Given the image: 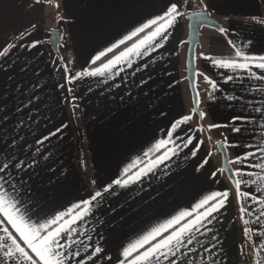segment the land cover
Returning a JSON list of instances; mask_svg holds the SVG:
<instances>
[{
	"label": "crops",
	"instance_id": "0c3cea01",
	"mask_svg": "<svg viewBox=\"0 0 264 264\" xmlns=\"http://www.w3.org/2000/svg\"><path fill=\"white\" fill-rule=\"evenodd\" d=\"M167 3L168 0H40L39 3L0 0V46L16 45L0 58V148L4 142L17 139L16 152L21 158L35 155L41 161L31 179L27 173H21L27 181L23 198L37 211L42 209V215L50 216L102 190L122 174L127 164L142 157L158 140L167 139L175 120L191 116L173 134L175 142L181 145L178 155L138 183L127 188L115 186L111 193L98 198L92 214L79 222L80 230H87L93 237L92 243L98 242L104 248L94 258L95 264H114L122 245L179 211L190 209L209 192L227 190L231 195L226 208L217 214L218 221L209 225L213 232L197 238L210 247L214 243L211 236L216 235L222 246L216 259L222 260V264H244L245 258L239 255L237 247L242 240V222L235 187L222 169L218 144L224 142L231 161H235L238 153L253 150L243 145L264 143V127H261L264 117L253 111V105L264 97L259 92L245 91L264 87V82L245 77L243 88L239 78L225 83L226 75L244 74L220 69L205 57L234 58V50L227 43L229 39L249 53L264 52V25L258 22L264 18V0H203L208 4L210 17L228 29V35L209 28L201 30L196 61L200 109L206 113L203 121L193 112L186 43L187 16L201 12L202 0H187V6L182 8L186 14L169 29L164 46L134 58L132 67L125 65V71L114 79L86 76L66 82L77 73L106 62L113 53H107L95 65L91 64V58L136 26L161 14ZM179 3L183 5L185 0ZM32 24H36L35 29ZM152 30L146 29L132 41H126L114 53L143 39ZM53 32L60 33V55L51 46ZM36 38L42 41L37 48L21 47ZM249 39L253 44L246 48ZM144 64L148 67L143 68ZM205 76L215 80L220 88L212 92L215 99H209L212 90ZM142 80L147 82L141 84ZM61 84L65 87L60 88ZM230 94L243 99L237 103L222 98ZM36 96L39 100L34 99ZM72 96L77 98L75 114ZM242 111L245 116L251 115V121L236 123L235 126L243 129L240 133L231 127H209L228 124L232 115ZM61 123L67 128L43 144L36 143ZM189 137L192 143L183 147ZM237 144L242 146L237 148ZM48 153H51L49 159L42 160ZM232 166L234 170L240 167L236 163ZM246 171L259 173L260 170L246 165ZM254 178L241 177L249 181ZM92 181H96L95 185ZM249 186L259 195L255 184H242L241 191H248ZM194 247L197 251L180 257L178 264H212L201 244ZM108 256L112 257L111 262Z\"/></svg>",
	"mask_w": 264,
	"mask_h": 264
},
{
	"label": "snow or ice",
	"instance_id": "6c2138e0",
	"mask_svg": "<svg viewBox=\"0 0 264 264\" xmlns=\"http://www.w3.org/2000/svg\"><path fill=\"white\" fill-rule=\"evenodd\" d=\"M39 2L40 0H37V3ZM186 6L187 0L183 5L179 3V0H168L161 14L136 26L121 39L112 43L110 47L99 51L91 58V64L95 65L97 61H101V58L105 57L107 53H113L111 58L106 62H101L98 67L77 73L76 76L68 78L66 82L72 83L73 80L86 76L114 79L125 71V65L128 68L132 67L134 58L149 55L157 47L164 46L163 41L167 40L169 29L173 28L178 19L186 14L182 11V8ZM213 7H215L214 4ZM207 10L208 4H204L202 0L201 12L197 15L204 16L207 14ZM258 22L264 25V18ZM31 26L36 28V24ZM150 28H154V30L150 31L143 39H138L131 46H126L118 54L114 53V49H119L126 41H132L134 37H138L139 34ZM219 32L228 35L226 28H219ZM41 43L42 41L36 38L27 46L21 45V47H27L30 50L37 48V45ZM227 43L234 50V58L212 59L205 57L220 69L244 74L241 77L226 75L225 83L239 78L243 88L245 77L249 80L264 82V52L249 53L242 50L231 39ZM252 44L253 41L249 39L244 47H251ZM15 47L16 45L13 43L0 46V58H4ZM142 67L147 68L148 65L144 64ZM4 70L7 71V69ZM136 71H140V68H137ZM205 79L212 90L208 93L209 99H215L212 92H218L220 88L215 80L207 76ZM146 82L142 80L141 84ZM59 87L64 88L65 85L61 84ZM68 91L71 92L72 89L69 88ZM245 91L259 92L264 97V87L257 86L255 89L250 87ZM222 98L228 102L237 103L243 99L242 96L236 94L226 95ZM34 99L39 100V96ZM76 99L75 96L71 98L73 114L78 107L74 103ZM31 102L30 99L28 103L31 104ZM247 107L244 105V108ZM17 111L19 112L21 109L17 108ZM196 111H199V101L193 109V112ZM253 111L264 117V99L253 105ZM199 115L203 120L206 113L200 111ZM191 119V116L186 115L175 120L171 124V131L167 134V139L158 140L148 151L143 153L142 157L138 156L127 164L118 178L111 180L102 190L95 191L90 198L72 203L65 210L57 211L50 216L42 215V209L37 211L23 198L24 185L27 181L22 178L21 173H27L28 178L31 179L41 161L35 155L27 159L21 158L16 152L17 139L4 142V147L0 148V264H88L89 261L95 264L94 258H98L104 252V248L98 242L92 243L93 237L87 234V230H80L82 225L79 222L90 216L95 207L94 202H98V198L103 197L105 193H111L115 186L127 188L131 184L138 183L153 173L160 165L178 155L181 145L175 142L173 134L178 131L181 125ZM250 121L251 115L245 116L242 111L240 114L232 115L228 124H212L209 127H231L232 131L240 133L243 129L235 126L236 123ZM64 128H67V125L61 123L55 131H50L36 143L43 144L44 141L57 136ZM18 139L23 140V137ZM191 143L192 138L189 137L183 147H187ZM241 146L236 145L237 148ZM243 147L253 150L242 154L238 153L235 161H232V163L240 165L233 174L235 177V198L239 206V218L242 222V240L237 247L239 255L245 258L244 264H264V143L246 144ZM36 152L39 153L40 149L37 148ZM195 154L193 151L192 155ZM50 155L51 153L42 156V160L47 161ZM203 163L206 164L207 160ZM246 165L259 169V173L246 171ZM200 166L203 167V164ZM29 170L32 171L29 172ZM241 177L255 178L249 181L241 179ZM92 183L95 185L96 181H92ZM242 184L257 185L256 192L259 195L254 194L250 186L248 191H241ZM230 195V191L227 190L209 192L190 209L179 211L140 234L137 238L130 240L126 245H122L114 264H178L180 257L197 251L194 247L195 244H201L203 252L208 253V259L212 261V264H222V260L216 259V256L222 252L219 238L212 235L211 240L214 243H211L210 247H205L197 237L213 232L209 225H212L213 221H218L217 214L226 208ZM245 203L248 204L247 207H245ZM201 258L203 259L202 254ZM107 260L111 262L112 257L108 256Z\"/></svg>",
	"mask_w": 264,
	"mask_h": 264
},
{
	"label": "water",
	"instance_id": "95a60500",
	"mask_svg": "<svg viewBox=\"0 0 264 264\" xmlns=\"http://www.w3.org/2000/svg\"><path fill=\"white\" fill-rule=\"evenodd\" d=\"M200 12H192L187 16V20L189 21V32L186 43L189 45L188 50V58H187V80L190 85V89L193 95L194 108L197 105V101H199L198 92H197V48L201 44V30L204 28L219 30L221 28L219 24L213 20L210 15L207 13L204 16L197 15ZM51 46L56 54L60 55V45H61V37L59 32H53L51 36ZM200 118V109L196 111ZM201 120V118H200ZM203 121V120H201ZM218 150L223 158V171L226 173L228 178L234 183V168L232 166V161L229 155V151L224 142L218 144Z\"/></svg>",
	"mask_w": 264,
	"mask_h": 264
},
{
	"label": "rangeland",
	"instance_id": "374dc122",
	"mask_svg": "<svg viewBox=\"0 0 264 264\" xmlns=\"http://www.w3.org/2000/svg\"><path fill=\"white\" fill-rule=\"evenodd\" d=\"M197 92H198V87H197ZM198 97H199V94H198ZM199 109H200V97H199ZM201 111V109H200Z\"/></svg>",
	"mask_w": 264,
	"mask_h": 264
}]
</instances>
